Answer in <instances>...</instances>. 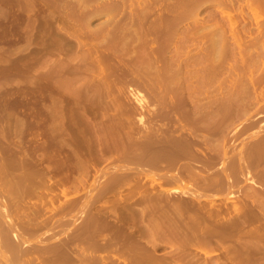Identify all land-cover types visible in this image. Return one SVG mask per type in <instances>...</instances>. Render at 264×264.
Here are the masks:
<instances>
[{"label": "rangeland", "instance_id": "374dc122", "mask_svg": "<svg viewBox=\"0 0 264 264\" xmlns=\"http://www.w3.org/2000/svg\"><path fill=\"white\" fill-rule=\"evenodd\" d=\"M163 1L164 0H0V264H139V262L144 264H146V262L147 264H159V262H161L160 264H264V82L258 89L259 92L257 91L256 93L255 91L253 93V88H250L252 86L249 85L252 82L249 78H254L256 80L264 76V63L258 62L260 64L259 66L262 68L259 67L261 70L258 68L256 73H253V71L255 72V65L254 67L252 66L253 69L249 67L251 65L249 61L252 62V60L247 59L249 64L248 67L250 68V72H248L250 76H247V74H245L247 72L246 61L242 59L245 61L244 63L241 61L237 62L240 56H237L239 57V59H237L235 54L237 55V53H239L237 52L239 48L237 47L236 49V45L232 43L234 40L232 41L231 39V41H229L232 43V46H235L233 50L234 52L236 50L237 53L233 52L232 46H229V42L227 47L231 50L228 52L229 50L227 51L228 48H226L227 52H225L227 55H234H231V58L229 57L230 55H224V61L226 62L223 61L224 63H222L224 64V69L221 67L219 68L220 71H218V65L213 68L222 75L218 76L219 73L216 72V70L215 72H208L207 69V74H213V76L211 75L209 78V75L207 76L206 71H204V67L207 65H203L205 61L206 63L210 62L204 57L208 52L207 49V52H205V48L207 47L205 41H207V38L206 36L205 38L201 37H203L204 33L215 28L214 25H212L213 19L211 20L212 22L210 21L212 24L208 21L212 18V15L217 16L220 14V8L216 9V5L213 3L211 4L212 1H207V4H203L206 3V1H203V5L201 4V7L199 5L200 11L197 16L198 18L196 16L192 18V15H189L188 9L191 8L190 6L193 0ZM183 6L186 10H184ZM112 9L115 12L112 11ZM110 10L113 13H111ZM209 11H213L214 14H209ZM215 11L216 13L219 11V13L216 14ZM170 12L171 14H169ZM174 12L176 13L174 14ZM236 15L237 17L234 19L236 24L234 23V26L239 29H234L240 31L246 22L243 23L244 19L242 21V12L240 13L239 11ZM172 17L175 19L173 22ZM218 17L219 15L217 19ZM129 18L131 21H129ZM141 19L142 22L145 21L142 23L140 22ZM179 20L182 22L184 21V23ZM117 21L118 24L114 25ZM150 21L153 24L149 26ZM136 23L138 25H136ZM172 23H174V26L171 25ZM255 23L253 24L254 26L257 25ZM170 25L172 27H170ZM205 25L208 28L211 25L213 27L211 26L212 29L207 28V30L205 29L203 31ZM144 26H147L146 31H144ZM152 26L157 28H153ZM124 27L126 30H124ZM257 27L258 26H255L254 30L258 31L259 29H257ZM162 29L165 30L163 31ZM166 29L169 30L167 31ZM198 29H202L204 33L202 31L199 33ZM142 30L146 32V36L149 38L145 37V33ZM148 30H150V34H148ZM151 31L153 33H151ZM228 31L229 34L227 33V35L230 36L232 32H230V30ZM174 32L176 34H174ZM177 33H179V35ZM187 33L193 34L194 36H189ZM195 33H197V35ZM82 34L84 37L88 36L91 41L89 42L88 38H84ZM159 34H162V36ZM218 35L220 34L218 33ZM89 36H91V38ZM106 36L111 37L107 38ZM197 36L201 39L197 38ZM217 36L216 38L214 37L215 40H219L220 37ZM169 37H172L170 38L172 40L174 39L173 42H171ZM193 37L195 39H193ZM134 38L137 39V41ZM130 39L135 41H131ZM103 40L105 41L101 44L100 42ZM200 40L203 42L201 43ZM209 40H211V38ZM161 41L164 42L165 45H163L164 43L161 45ZM196 41L199 43L197 44ZM167 42H169V44ZM157 43L161 45L159 46L160 49L156 48L158 46ZM188 43L189 45H187ZM89 44L90 46H88ZM103 44H108V47ZM220 44L221 43H218L219 46ZM142 45H145L144 48ZM186 45L188 47H186ZM109 46L114 48L110 49ZM199 47H201V49ZM127 48L130 53H127ZM153 48L155 51L151 50ZM96 49L100 50L98 51ZM63 50H65V53ZM87 50L89 52H87ZM136 50H138V52ZM162 50L164 54H161ZM152 51L155 54L152 53ZM149 52L151 55H149ZM113 53L115 56H112ZM131 53L133 56L130 55ZM136 53L137 56H135ZM99 54L100 56H98ZM102 54L105 55V57H103ZM141 54L146 57L149 55L148 57H151V60L152 58L154 59L152 60L154 63L156 61V65L150 64L149 61L148 63L151 66H147L148 64L145 63L150 59L145 57V59H147L145 60L143 56H140ZM93 55L94 58H92ZM154 55L157 56L154 58ZM177 57L178 59H175ZM91 58L92 61H96L91 62ZM54 59L55 62L53 61ZM226 59H229V61ZM102 60L105 61L102 62L103 64L101 63ZM230 60L232 62H230ZM194 62H198V67L196 66L194 70L198 68L199 71L194 74V76L197 75L198 77H195V80L198 79L195 85L197 86L199 84L198 88L202 91L200 93L202 102L198 103L199 105L203 103L201 105L202 108L205 104L208 106L211 104L210 106H212V100H214L212 97L220 94V87H223L222 89H225L224 91L229 93L232 89L234 90L235 86H239L237 90L242 92L238 91L237 98H239L240 93H246V95L245 93L242 94L240 99L236 98L239 102L231 105L232 107H230V109L232 108V111L230 109V111H227V114L231 115L232 113L233 116L220 114L223 119L216 116L215 121L218 119L216 121L218 123L222 122L219 120H223L222 124L214 123L213 118L210 116L206 118L204 115L205 113L203 114L204 110L199 114L197 112L200 110L197 111V107L192 108L197 102L191 100L192 98L189 96L188 92L190 90L192 91L195 87L189 88L187 86L188 80H184L183 77L188 75V72L185 71L187 68L185 67H187L188 64H194ZM141 63L143 66H141ZM173 63H175V65ZM52 65L55 66L53 67ZM86 65L90 69L85 67ZM152 65L154 66L152 67ZM180 65L181 68L183 67L185 69L181 70L182 73L179 75L181 79L179 78L180 80H177V84L176 82L174 83V81L172 82L170 75L173 76L172 73L177 71L175 70L176 68L181 69ZM114 66H116V68ZM156 66L159 67L156 68ZM199 66L201 67L199 68ZM231 66H235L233 69L237 68L235 72H228V70L232 69ZM100 67H103V69L101 70ZM154 67L157 69V73ZM168 67H172V70L175 71L173 72ZM256 67H258V65ZM121 68L124 69L122 70ZM144 68L147 69V71H145ZM192 68L193 66L191 69ZM208 68L212 69V67ZM138 70L141 72H138ZM222 71L226 72L223 74ZM242 72L244 76L241 75ZM97 73L99 75H97ZM166 73L169 74V76ZM76 75L77 78L75 77ZM237 75L243 78L241 77L239 79V77H237L236 82L235 78ZM231 76H235L234 80ZM224 77L227 78L221 81ZM228 77L229 79L231 78L232 81L231 79L228 80ZM132 78H134V80ZM159 78L162 79L160 80ZM208 78L211 83L206 81ZM247 78L251 80L250 83ZM52 79L53 83L51 81ZM124 81H126L127 85H125ZM234 82H236V84ZM247 82L249 84L244 85ZM80 83L83 85V89ZM100 83L102 84L99 85ZM169 83L171 86H169ZM204 83L207 84L205 85ZM161 84L162 86H160ZM200 85L202 88L199 87ZM247 85H249V87ZM86 86L88 89L84 88ZM145 86L147 88H144ZM78 87H80L79 91ZM178 88L181 90L177 91L180 94L175 92ZM248 88L251 89L252 92L251 90L249 91ZM67 89L69 90V94L71 93V97H69L70 95L68 93H65L68 92ZM76 90L80 93H76ZM173 90L178 96H176V94H170L174 93ZM247 90L248 92H246ZM166 92L169 93L166 95ZM133 93L136 94V97L138 93H140L143 102L140 98L136 99ZM206 93H208V100H205V102L203 98L206 96ZM100 96H105V98H101ZM209 96L211 100H209ZM91 97L94 98L91 99ZM110 97H113V100ZM116 97H118V99ZM226 97L230 98V95ZM77 99L79 100L77 101ZM111 100L113 102H111ZM208 101L212 102L208 104ZM241 101L242 104H240ZM243 101H246V104ZM255 102L261 103L256 104ZM82 103L85 105L83 106ZM116 103L118 106H122L118 107ZM177 104L180 105L177 106ZM234 105L236 108L239 106L241 107L236 109L233 107ZM208 106L206 107L205 105L206 108H208ZM111 109H114L113 112L115 115L111 113ZM242 109H246V112H241L243 114L240 113ZM194 110L197 111L195 117L192 116L194 115ZM236 110H239V112ZM107 111L110 114H107ZM117 111H119V113H117ZM257 111L259 113H257ZM186 112L188 113L186 114ZM162 113L164 115L166 114V116L163 115V117H161L162 115L160 114ZM206 115L208 114L206 113ZM222 115L226 116V118L222 117ZM199 116L200 118L203 117L204 120L206 118V121L200 119ZM89 118L90 120H88ZM198 118L200 121H197ZM252 118L254 120L251 121ZM114 119L118 120L115 121ZM169 120H172V123ZM201 120L212 126L214 124L213 127L209 125L212 130L208 128L204 122L202 123ZM108 121H111V125ZM96 122L99 123L96 124ZM194 122H196L197 125ZM224 122H227V124ZM201 123L202 126L206 128L203 129ZM198 124L201 127H199ZM220 126L224 127L225 130L222 128L220 129ZM144 130L146 132H144ZM110 132L111 134H109ZM171 132L172 134H170ZM197 132L199 133L197 134ZM223 133L224 135H221ZM237 133L240 134L236 135ZM139 137H141V139ZM142 138L144 140H142ZM145 138H147L148 142ZM198 138H201V140ZM109 139L110 141H108ZM168 139L169 141H167ZM103 140L105 141L104 143ZM137 140L138 142L140 140L139 144H137ZM190 140L193 144L190 143ZM196 141L197 144H195ZM98 145L101 146H99V149ZM102 149L105 150L103 151ZM161 150L162 152H160ZM106 151L109 152L107 153ZM188 152H190V154H188ZM59 154L61 156H59ZM77 154H80V156ZM148 155L149 158L147 157ZM158 156L161 158H157ZM119 158L120 160H118ZM132 158H135L134 161ZM152 160L154 162L159 161L157 162V166L160 168H158ZM135 162L137 164H135ZM190 162L192 164H190ZM160 163H163V165ZM75 165L76 167H74ZM151 165H155V168ZM160 165L164 168L162 169ZM166 167H170L169 170L171 169L172 171H170L172 173L167 171L168 169ZM157 168L158 170H156ZM159 170L162 171L159 173ZM63 172L66 175H63ZM169 180L171 181L169 182ZM149 193L152 194L150 195ZM161 195L164 198H160ZM173 202H175V205H172ZM152 203L158 204L156 206L155 204L152 205ZM146 207L147 209L144 210ZM155 207L158 209H155ZM152 211L155 212V214ZM214 211L219 213L216 214ZM150 215L152 216L150 217ZM155 215L159 217H155ZM213 218H215L216 223ZM160 219H162V222ZM153 223H155V225ZM220 224H222V226ZM204 225L207 228H205ZM6 227H8V230ZM209 227L212 228L210 229ZM10 230L11 234L9 233ZM3 232L4 234H2ZM8 234L11 236L10 239L8 238ZM3 235H6V239ZM160 235L163 236L160 237ZM111 240L114 241L111 242ZM7 242L9 243L6 244ZM88 242L94 243L93 248L95 247V250ZM130 242H132L133 245ZM129 243L130 246H134L132 248L134 251L131 250ZM4 244H6V246ZM9 244H12L10 246H13L15 251L11 248H7ZM88 244L89 246L91 245L90 248ZM103 244L106 247H104ZM83 246L89 250L87 251ZM107 246L110 251L107 249ZM109 246L115 249L109 248ZM137 246H139V248ZM96 248H98V251H96ZM104 248L107 250L102 251ZM120 249L121 252L119 251ZM140 250L145 251L142 252ZM167 256L170 258L168 259ZM129 257L132 258L130 259Z\"/></svg>", "mask_w": 264, "mask_h": 264}, {"label": "bare ground", "instance_id": "6f19581e", "mask_svg": "<svg viewBox=\"0 0 264 264\" xmlns=\"http://www.w3.org/2000/svg\"><path fill=\"white\" fill-rule=\"evenodd\" d=\"M164 1H165V0H164ZM164 1H163V2H164ZM167 1H168V0H167ZM186 1H187V0H186ZM203 1H204V2L206 1V3H203V4H207V1H212L211 4H212V3L215 4V5H216V9H219V8H220V14H218L219 11H217L218 13H216V11H215V13L219 15L218 19H217V16H218V15H217V16L212 15V18L208 21V22H210V21L213 19V20H212L213 22L211 21L213 24L210 22V23H211L212 25H214V27H215V28H213V30L204 33L203 31H204L205 29L207 30V28H208V27H206V25H205L206 28L203 27V31H202V29H198L199 33H201L200 31H202V32L204 33L203 37H201V35H200V37H201V38H205V36H206V38H207V41H205V42L207 43V47L205 46V47H206L205 50L207 49L208 52H207V50H206V51H205V52H207L206 55L203 54V53H205V52H203L202 54H203L204 57L207 58V60L210 61V62H209V63H206V61H205L206 64L203 63V65H207V66H206L207 68L204 67V71H206V70L208 69V70H207L208 72H209V71H210V72H211V71H214V72H215L216 69L214 70L213 68L216 67V65H218V67H217L218 71H220L219 68H221V67H223L222 69H224V64H222V63L225 62V61H224V60H225V59H224V58H225L224 55H225V56L230 55V54L227 55L226 52H227L228 50H229L228 52H230V50H231V49H230L229 47H227V46H228L229 42H230L231 39H232V41L234 40L232 43H234V45H236V49H237V47L239 48V49H237V50H239V51H237V52H239V53H237L236 50H235V52L237 53V55L235 54V56H236V57H237V56H240V59H239V57H237V59H239V61H237V62H240V61H241L242 63H244V62L246 61V64H247V72H246L245 74H247V76H250V75H249L250 73L248 74V72H250V68H249V67H251V68L253 69L254 65H255V67H254V68H255V72L253 71V73H256V71L258 70V68L261 67V66H259V65H260L259 63H262V62L264 63V0H193V3H192V1H191V3H192V5L190 6L191 8L188 9V10H189V15L191 14V15H192V16H191L192 18H194V16H196V17L198 16L199 11H200L199 9H200V7L203 5V4H202ZM179 2H180V1H179ZM168 3H169V2H168ZM189 3H190V2H189ZM189 3H188V4H189ZM184 4H185V3H184ZM201 4H202V5H201ZM120 5H121V4H120ZM169 5H171V4H169ZM199 5H200V7H199ZM215 5H214V7H215ZM115 6H116V5H115ZM162 6H164V5H162ZM174 6H175V5H174ZM164 7H165V6H164ZM170 8H171V7H170ZM173 8H175V7H173ZM177 8H178V6H177ZM177 8H176V9H177ZM183 8H184V6H183ZM117 9H121V8H117ZM162 9H163V8H162ZM166 10H167V9H166ZM166 10H165V11H166ZM184 10H186V9L184 8ZM112 11H114V10L112 9ZM154 11H155V9H154ZM182 11H183V10H182ZM239 11H240V13L242 12V16H241V17H242V21H243V19H244L243 23H244V22H246V23H245V25L242 24V25H243V28H241L242 30L237 31V30H235V29H239V28H237V27L234 26V23L236 22V21H234V19H235V17H237L236 14H237V12H239ZM110 12H111V10H110ZM114 12H115V11H114ZM118 12H119V11H118ZM157 12H158V11H157ZM166 12H167V11H166ZM180 12H181V11H180ZM209 12H210V11H209ZM235 12H236V14H235ZM111 13H113V12H111ZM175 13H176V12H174V14H175ZM233 13H234V14H233ZM116 14H117V12H116ZM161 14H162V13H161ZM169 14H171V12H170ZM169 14H168V15H169ZM187 14H188V12H187ZM209 14H214V12L212 11V12H210ZM216 14H215V15H216ZM109 15H110V14H109ZM114 15H115V14H114ZM166 15H167V14H166ZM185 15H186V12H185ZM112 16H113V15H112ZM139 16H141V15H139ZM182 16H184V15H182ZM187 16H188V15H187ZM108 17H109V16H108ZM178 17H179V16H178ZM113 18H114V17H113ZM140 18H141V17H140ZM172 18H173V17H172ZM174 18H175V15H174ZM174 18H173L172 22L175 20ZM176 18H177V17H176ZM197 18H198V17H197ZM197 18H196V21H197ZM262 18H263V19H262ZM110 19H111V18H110ZM122 19H123V18H122ZM142 19H143V18H142ZM142 19H141V21H140V20H138V21L142 22ZM149 19H150V18H149ZM180 19H181V18H180ZM183 19H185V18H183ZM186 19H187V18H186ZM208 19H209V18H208ZM75 20H76V19H75ZM176 20H177V19H176ZM239 20H240V19H239ZM260 20H261V21H260ZM113 21H114V20H113ZM127 21H128V20H127ZM129 21H131L130 18H129ZM138 21H137V23H138ZM144 21H145V20H144ZM144 21H143V22H144ZM153 21H154V20H153ZM160 21H161V20H160ZM163 21H164V19H163ZM167 21H169V20H167ZM179 21H180V20H179ZM240 21H241V20H240ZM256 21H257V22H256ZM73 22H74V21H73ZM79 22H80V21H79ZM121 22H123V21H121ZM143 22H142V23H143ZM146 22H147V20H146ZM180 22H182V21H180ZM180 22H178V23H180ZM194 22H195V21H194ZM194 22H193V25H194ZM255 22H256V23H255ZM76 23H77V22H76ZM82 23H83V22H82ZM87 23H88V22H87ZM137 23H136V25H138ZM142 23H141V24H142ZM170 23H171V22H170ZM182 23H184V21H183ZM182 23H181V24H182ZM210 23H209V24H210ZM254 23L257 24V25H255V26H258V27H257V29H259L258 31H257V30H254V28H255V26L253 25ZM68 24H69V23H68ZM112 24H113V23H112ZM112 24H111V25H112ZM116 24H118V21H117L114 25H116ZM134 24H135V22H134ZM151 24H153V23H151V21H150L149 26H150ZM157 24H158V23H157ZM162 24H163V23H162ZM173 24H174V23H172L171 25L174 26ZM191 24H192V23H191ZM197 24H198V22H197ZM200 24H201V23H200ZM206 24H207V23H206ZM226 24H227V25H226ZM228 24H229L231 27H230ZM235 24H236V23H235ZM70 25H71V24H70ZM70 25H69V26H70ZM79 25H80V23H79ZM105 25H108V24H105ZM122 25H123V24H122ZM131 25H132V24H131ZM131 25H129V26H131ZM142 25H143V24H142ZM171 25H170V27H172ZM175 25H176V24H175ZM178 25H179V24H178ZM212 25H211V26H212ZM117 26H118V25H117ZM120 26H121V25H120ZM124 26H126V25H124ZM129 26H128V27H129ZM189 26H190V25H189ZM197 26H198V25H197ZM200 26H201V25H200ZM202 26H203V25H202ZM211 26L209 27L210 29H212ZM226 26H227V28H226ZM228 26H229V27H228ZM236 26H237V25H236ZM84 27H85V25H84ZM86 27H87V26H86ZM105 27H106V26H105ZM109 27H110V26H109ZM113 27H114V26H113ZM141 27H142V26H141ZM141 27H140V28H141ZM144 27H145V30H144V31H146V27H147V26H144ZM152 27H153V26H152ZM154 27H155V26H154ZM154 27H153V28H154ZM158 27H159V26H158ZM162 27H163V26H162ZM162 27H160V28H162ZM186 27H187V26H186ZM212 27H213V26H212ZM71 28H72V27H71ZM122 28H123V27H122ZM133 28H135V27H133ZM138 28H139V26H138ZM148 28H149V27H148ZM155 28H157V27H155ZM175 28H178V27H175ZM187 28H188V27H187ZM209 28H208V29H209ZM229 28H230V29H229ZM234 28H235V29H234ZM73 29H74V28H73ZM75 29H76V28H75ZM108 29H109V28H108ZM114 29H115V28H114ZM120 29H121V28H120ZM150 29L152 30L151 27H150ZM183 29H185V28H183ZM191 29H192V28H191ZM196 29H197V27H196ZM78 30H79V28H78ZM111 30H113V29H111ZM118 30H119V28H118ZM124 30H126L125 27H124ZM155 30H156V29H155ZM162 30H163V29H162ZM164 30H165V29H164ZM164 30H163V31H164ZM166 30H167V29H166ZM168 30H169V29H168ZM168 30H167V31H168ZM176 30H177V29H176ZM228 30H230V32H232V34L230 33V34H231L230 36L227 35V33L229 34V31H228ZM71 31H72V30H71ZM142 31H143V30H142ZM144 31H143V32H144ZM149 31H150V30H148V34H150ZM160 31H161V30H160ZM163 31H162V32H163ZM191 31H194V30H191ZM198 31H197V32H198ZM226 31H227V32H226ZM74 32H75V31H74ZM80 32H81V30H80ZM108 32H109V31H108ZM113 32H114V31H113ZM116 32H117V31H116ZM118 32H119V31H118ZM124 32H125V31H124ZM137 32H138V30H137ZM154 32H156V31H154ZM175 32H177V31H175ZM175 32H174V34H176ZM82 33H83V32H82ZM144 33H145V34H144L145 37L147 38L148 36H146V35H147L146 32H144ZM151 33H153V32L151 31ZM171 33H172V32H171ZM218 33H219L220 35H218ZM101 34H102V33H101ZM112 34H113V33H112ZM117 34H118V33H117ZM132 34H133V33H132ZM164 34H165V32H164ZM166 34H168V33H166ZM177 34L179 35V33H177ZM181 34H182V33H181ZM187 34H189V36H191V35L194 36L193 34H190V33H187ZM195 34L197 35V33H195ZM207 34H208V35H207ZM216 34H217L218 36H217ZM76 35H77V34H76ZM154 35H155V33H154ZM159 35L162 36V34H159ZM184 35H185V34H184ZM196 35H195V37H196ZM215 35H216L217 37H220L219 40H217V39L215 40V39H214V37L216 38ZM82 36H83V34H82ZM96 36H97V35H96ZM100 36H101V35H100ZM100 36H99V37H100ZM141 36H142V34H141ZM156 36H157V35H156ZM170 36H172V35H170ZM173 36H175V35H173ZM208 36H209V37H208ZM75 37H77V36H75ZM83 37H84V36H83ZM85 37L88 38V36H85ZM85 37H84V38H85ZM89 37L91 38V36H89ZM99 37H98V38H99ZM101 37H102V36H101ZM106 37H107V36H106ZM110 37H111V36H110ZM110 37L108 36L107 38H110ZM126 37H127V35H126ZM167 37H168V36H167ZM167 37H166V38H167ZM176 37H177V36H176ZM185 37H186V35H185ZM80 38H81V37H80ZM129 38H130V36H129ZM143 38H144V37H143ZM143 38H142V39H143ZM148 38H149V37H148ZM154 38H155V36H154ZM156 38H157V37H156ZM170 38H172V37H169V39H170ZM188 38H189V37H188ZM190 38H191V37H190ZM197 38H199V37L197 36ZM201 38H199V39H201ZM210 38H211V40H209ZM78 39H79V38H78ZM103 39H104V38H103ZM134 39H135V38H134ZM140 39H141V38H140ZM167 39H168V38H167ZM181 39H182V38H181ZM193 39H195V38L193 37ZM199 39H198V40H199ZM80 40H81V39H80ZM88 40H89V38H88ZM99 40H101V39H99ZM130 40H131V39H130ZM135 40L137 41V39H135ZM135 40L132 39L131 41H135ZM143 40H144V39H143ZM143 40H141V41H143ZM145 40H147V39H145ZM154 40H155V39H154ZM158 40H159V39H158ZM160 40H161V39H160ZM170 40H171V42H173L174 39H173V40L170 39ZM170 40H169V41H170ZM188 40H189V39H188ZM198 40H197V41H198ZM203 40H206V39H203ZM208 40H209L210 42H209ZM229 40H230V41H229ZM90 41H91V40H89V42H90ZM104 41H105V40H103V41L100 42V43L102 44ZM162 41H163V40H162ZM162 41L160 42L161 45H162V43H164V42H162ZM164 41H165V40H164ZM197 41H196V43H197ZM200 41H201V43L203 42L202 40H200ZM89 42H88V43H89ZM109 42H110V41H109ZM111 42H112V41H111ZM128 42H130V41H128ZM146 42H148V41H146ZM146 42H143V43H146ZM151 42H152V41H151ZM156 42H157V40H156ZM184 42H185V41H184ZM84 43H85V42H84ZM107 43H108V42H107ZM116 43H117V41H116ZM132 43H134V42H132ZM136 43H137V42H136ZM154 43H155V42H154ZM167 43L169 44V42H167ZM192 43H193V42H192ZM198 43H199V42H198ZM198 43H197V44H198ZM218 43H221L220 46L218 45ZM232 43L230 42V45H229L230 47L232 46V45H231ZM114 44H115V41H114ZM146 44H147V43H146ZM157 44H158V43H157ZM171 44H173V43H171ZM185 44H186V43H185ZM91 45H92V44H91ZM103 45H105V44H103ZM107 45H108V44H107ZM107 45H105V46H107ZM111 45H112V44H111ZM128 45L130 46L129 43H128ZM131 45H132V44H131ZM140 45H141V44H140ZM140 45H139V46H140ZM161 45L158 44V46H157L156 48L158 49L159 46H161ZM163 45H165V43H164ZM187 45H189V43H188ZM187 45H186V47H188ZM204 45H205V44H204ZM204 45H203V46H204ZM234 45L231 47L232 50H233L234 47H235ZM76 46H78V45H76ZM88 46H90V44H89ZM118 46H119V44H118ZM134 46H135V45H134ZM142 46H143V45H142ZM144 46H145V45H144ZM144 46H143V48H144ZM177 46H178V45H177ZM99 47H100V46H99ZM107 47H108V46H107ZM109 47H110V46H109ZM137 47H138V45H137ZM178 47H179V46H178ZM193 47H194V46H193ZM195 47H196V44H195ZM80 48H81V47H80ZM101 48H102V47H101ZM112 48H114V47H112ZM112 48L110 47V49H112ZM115 48H116V47H115ZM117 48H118V47H117ZM154 48H155V47H154ZM154 48L151 49V50H154V51H155L156 48H155V49H154ZM199 48L201 49V47H199ZM226 48H228L227 51H226ZM90 49H92V48H90ZM94 49H95V48H94ZM135 49H136V48H135ZM135 49H134V50H135ZM159 49H160V48H159ZM172 49H173V48H172ZM196 49H197V47H196ZM79 50H80V49H79ZM96 50H98V49H96ZM99 50H100V49H99ZM99 50H98V51H99ZM105 50H106V49H105ZM114 50H118V49H114ZM126 50H128V48H127ZM139 50H140V49H139ZM143 50H144V49H143ZM164 50H165V49H164ZM168 50H169V48H168ZM174 50H175V49H174ZM177 50H179V49H177ZM187 50H188V49H187ZM193 50H194V49H193ZM64 51H65V50H63V52H64ZM75 51H76V50H75ZM90 51H91V50H90ZM93 51H94V50H93ZM136 51L138 52V50H136ZM141 51H142V49H141ZM147 51H149V50H147ZM147 51H146V52H147ZM159 51H160V50H159ZM179 51H180V50H179ZM194 51H196V50H194ZM197 51H198V50H197ZM225 51H226V52H225ZM63 52H62V53H63ZM87 52H89V51L87 50ZM107 52H108V49H107ZM111 52H112V51H111ZM128 52H129V50L127 51V53H128ZM131 52H132V51H131ZM165 52H166V50H165ZM172 52H173V51H172ZM191 52H192V51H191ZM191 52H190V53H191ZM200 52H201V50H200ZM233 52H234V50H233ZM235 52H234V53H235ZM64 53H65V52H64ZM72 53H73V52H72ZM81 53H82V51H81ZM95 53H96V52H95ZM105 53H106V51H105ZM115 53H116V52H115ZM129 53H130V52H129ZM133 53H134V52H133ZM140 53H141V52H140ZM140 53H139V54H140ZM152 53H154V52L152 51ZM157 53H158V51H157ZM162 53H163V50L161 51V54H162ZM174 53H175V51H174ZM176 53H177V52H176ZM180 53H181V52H180ZM188 53H189V52H188ZM193 53H194V52H193ZM195 53H196V52H195ZM231 53H232V52H231ZM89 54H90V53H89ZM100 54H101V52H100ZM100 54H99L98 56H100ZM103 54H104V53H103ZM103 54H102V55H103ZM109 54H110V52H109ZM120 54H121V53H120ZM124 54H125V53H124ZM139 54H138V55H139ZM154 54H155V53H154ZM161 54H160V55H161ZM163 54H164V53H163ZM178 54H179V53H178ZM186 54H187V51H186ZM196 54H197V53H196ZM60 55H61V54H60ZM65 55H66V54H65ZM71 55H72V54H71ZM71 55H69V56H71ZM82 55H83V53H82ZM96 55H97V54H96ZM113 55H114V53L112 54V56H113ZM122 55H123V54H122ZM128 55H129V54H128ZM130 55H132V53H131ZM134 55H135V54H134ZM147 55H148V54H147ZM149 55H151L150 52H149ZM149 55H148V56H149ZM152 55H153V54H152ZM157 55H158V54H157ZM157 55H156V56H157ZM160 55H159V57H160ZM175 55H176V54H175ZM231 55H234V54H231ZM231 55L229 56L230 58H231ZM62 56H63V55H62ZM62 56H61V57H62ZM78 56H79V55H78ZM85 56H86V55H85ZM89 56H90V55H89ZM114 56H115V55H114ZM120 56H121V55H120ZM132 56H133V55H132ZM135 56H137V53H136ZM135 56H134V57H135ZM140 56L142 57L143 55L141 54ZM148 56H147V57H148ZM156 56L154 55L153 57L155 58ZM166 56H167V55H166ZM166 56H165V57H166ZM61 57H60V58H61ZM101 57H102V56H101ZM103 57H105V55H103ZM143 57H144V59H145L146 56L144 55ZM147 57H146V58H147ZM161 57H162V56H161ZM175 57H176V56H175ZM202 57H203V56H202ZM204 57H203V58H204ZM229 57H228V58H229ZM233 57H234V56H233ZM241 57H242V58H241ZM247 57H248V58H247ZM249 57H250V59H249ZM69 58H70V57H69ZM92 58H94V55L92 56ZM92 58H91V62L96 61V60H93V61H92ZM99 58H100V57H99ZM120 58H121V57H120ZM137 58H139V57H137ZM150 58H151V57H150ZM150 58L148 57L147 59H150ZM167 58H168V57H167ZM172 58H173V57H172ZM245 58H246V59H245ZM86 59H87V58H86ZM100 59H101V58H100ZM100 59H99V60H100ZM121 59H122V58H121ZM130 59H132V58H130ZM130 59H129V60H130ZM134 59H135V58H134ZM134 59H133V60H134ZM141 59H142V58H141ZM147 59H145V60H147ZM175 59H178V57L175 58ZM200 59H201V57H200ZM242 59H244L245 61L242 60ZM247 59H248V60H252V62L249 61V63L251 64L250 66H249V64H248V62H247V61H248ZM50 60H51V59H50ZM70 60H71V59H70ZM73 60H74V58H73ZM83 60H84V59H83ZM125 60H126V59H125ZM152 60H154V59L152 58ZM152 60H151V59H150V60H147L145 64H148L147 66H149L150 64H155L156 61H155V63H154ZM155 60H157V59H155ZM158 60H159V59H158ZM160 60H161V59H160ZM170 60H171V59H170ZM173 60H174V59H173ZM182 60H183V59H182ZM185 60H186V59H185ZM190 60H192V59H190ZM226 60L229 61V59H226ZM53 61L55 62V59H54ZM57 61H58V60H57ZM57 61H56V62H57ZM59 61H60V60H59ZM62 61H63V60H62ZM84 61H85V60H84ZM107 61H108V60H107ZM109 61H110V60H109ZM123 61H124V60H123ZM123 61H122V62H123ZM137 61H138V60H137ZM149 61H150V64L148 63ZM176 61H177V60H176ZM178 61H179V60H178ZM192 61H193V60H192ZM223 61H224V62H223ZM232 61H233V58H232ZM232 61L230 60V62H232ZM99 62H100V61H99ZM99 62H98V63H99ZM102 62H105V61L102 60L101 63H102ZM152 62H153V63H152ZM185 62H186V61H185ZM189 62H191V61H189ZM220 62H221V63H220ZM230 62H228V63H230ZM258 62H259V63H258ZM52 63H53V62H52ZM85 63H86V62H85ZM89 63H90V60H89ZM111 63H112V62H111ZM133 63H134V62H133ZM187 63H188V62H187ZM197 63H198V62H194V64H192V65H191V64H190V65L188 64V66L185 67V68H187L185 71L188 72V75H186L185 77H183L184 80H188V84H187V86H188L189 88H190V87H193V88L195 87L194 89L191 88L192 91H191L190 89H188V90H190L188 93H189V96L192 98V99H191V98H190V99H191L193 102H194V101L197 102V103L195 104L196 106L194 105L192 108H196V107H197V111H199V110H200V111L197 112L196 110H194L195 112H194V115H192V116L195 117L196 112L199 113V114H201L202 111L204 110L205 112L203 111V114L205 113V114H204L205 117L207 118V116H210L211 118H213L214 123H215V122L218 120V119H217V120L215 121L216 116H219L220 118H221L220 114H224V115L226 114L227 116H229L230 114H227V111H230V110L232 109V108L230 109V107H232L231 105H233V104H237V102H239L238 100H236L237 95H238V91H240V90H237V89L239 88V86H235V87H234V90L232 89L231 91H229V93H228V92H225V91H224L225 89H222L223 87H220V88H219V89H220V94L217 95L218 98H217V96L215 95L214 97H212V99H214V100H212L213 102H212V101H208V104H210V103L212 102V106H210V105H211V104H210V105H209L210 107H209L207 104H205L206 107L208 106L209 109L206 108L205 105L203 106V108L208 109V110L203 109L202 106H201L203 103H201L200 105L198 104V103L202 102V100H201L202 98L200 97V96H201L200 93H201L202 91H200L199 88H198V85H199V84H198L197 86L195 85V83L198 81V79H197V80H195V79L198 78V77H197V75L194 76V74L198 73V71H199L198 68H197L196 70H194L195 67L197 66ZM201 63H202V62H201ZM201 63H199V64H201ZM215 63H218V64H215ZM225 63H226V62H225ZM233 63H235V62H233ZM263 63H262V64H263ZM53 64H54V63H53ZM75 64H77V63H75ZM94 64H95V62H94ZM102 64H103V63H102ZM109 64H110V63H109ZM125 64H126V63H125ZM173 64L175 65V63H173ZM195 64H196V65H195ZM199 64H198V65H199ZM219 64H220V65H219ZM89 65H90V64H89ZM91 65H92V64H91ZM97 65H98V64H97ZM105 65H106V64H105ZM136 65H137V64H136ZM155 65H156V64H155ZM171 65H172V63H171ZM184 65H185V64H184ZM209 65H210V66H209ZM212 65H213V66H212ZM235 65H236V64H235ZM257 65H258V67H256ZM50 66H51V65H50ZM52 66L54 67L55 65H52ZM92 66H93V65H92ZM102 66H103V65H102ZM132 66H133V65H132ZM141 66H143L142 63H141ZM150 66H151V65H150ZM153 66H154V65H152V67H153ZM178 66H179V65H178ZM192 66H193V68L191 69ZM228 66H230V65H228ZM228 66H227V67H228ZM243 66H244V65H243ZM248 66H249V67H248ZM252 66H253V67H252ZM58 67H59V66H58ZM85 67H88V66L86 65ZM90 67H91V66H90ZM112 67H113V66H112ZM112 67H111V68H112ZM114 67L116 68V66H114ZM135 67H136V66H135ZM137 67H138V66H137ZM157 67H159V66H156V68H157ZM197 67H198V66H197ZM200 67H201V66H199V68H200ZM202 67H203V66H202ZM208 67H212V69H209ZM231 67H232V66H231ZM231 67H230V68H231ZM233 67H235V66H233ZM233 67H232V69H233ZM237 67H239V66H237ZM263 67H264V66H263ZM59 68H60V67H59ZM61 68H62V67H61ZM91 68H92V67H91ZM100 68H101V67H100ZM104 68H105V66H104ZM154 68H155V67H154ZM156 68H155V69H156ZM168 68L172 70V67H171V68L168 67ZM180 68H181V65H180ZM185 68H183V67H182L181 69H179V68L177 69V68H176L175 70H177V71L174 70L175 73H172L173 76L170 75V76H171L170 79H172V82L174 81V83H175V82L177 83V80H180V79H181V76L179 77V75H181V73H182L181 70H182V69H185ZM230 68H229V69H230ZM240 68H241V66H240ZM243 68H245V67H243ZM248 68H249V69H248ZM261 68H262V67H261ZM261 68H259V70H261ZM54 69H55V68H54ZM63 69H64V68H63ZM88 69H90V68L88 67ZM102 69H103V67L101 68V70H102ZM108 69L111 70L110 68H108ZM121 69L123 70L124 68H121ZM135 69H136V68H135ZM139 69H140V66H139ZM141 69H142V67H141ZM155 69H154V70H155ZM166 69H167V68H166ZM232 69L228 70V72H232V71L235 72V70H236L237 68H236V69H233V70H232ZM55 70H56V69H55ZM106 70H107V69H106ZM109 70H107V71H109ZM118 70H119V69H118ZM122 70H121V71H122ZM144 70L147 71V69H145V68H144ZM144 70H143V71H144ZM148 70H149V69H148ZM154 70H153V71H154ZM188 70H189V71H188ZM201 70H202V69H201ZM201 70H200V71H201ZM248 70H249V71H248ZM62 71H63V70H62ZM97 71H98V69H97ZM112 71H113V70H112ZM112 71H111V73H112ZM114 71H115V70H114ZM116 71H117V70H116ZM127 71H128V70H127ZM143 71H142V72H143ZM159 71H160V70H159ZM172 71H173V70H172ZM174 71H173V72H174ZM202 71H203V70H202ZM207 71H206V74H207ZM218 71L216 70V72H218ZM242 71H243V69H242ZM245 71H246V70H245ZM50 72L52 73L51 70H50ZM89 72H90V71H89ZM93 72H94V70H93ZM138 72H141V71L138 70ZM165 72H166V71H165ZM224 72H226V71H224ZM224 72L222 71L223 74H224ZM262 72H263V69H262ZM4 73H5V72H4ZM51 73H50V74H51ZM70 73H71V72H70ZM72 73H73V72H72ZM111 73H110V74H111ZM132 73H133V71H132ZM156 73H157V69H156ZM159 73H160V72H159ZM162 73H163V72H162ZM167 73H168V72H167ZM167 73H166V74H167ZM204 73H205V72H204ZM218 73H219V72H218ZM239 73H240V71H239ZM57 74H60V73H57ZM62 74H63V72H62ZM91 74H92V73H91ZM93 74H94V73H93ZM112 74H113V73H112ZM114 74H116V73H114ZM125 74H126V73H125ZM133 74H134V73H133ZM139 74H140V73H139ZM163 74H164V73H163ZM235 74H236V73H235ZM260 74H261V73H260ZM63 75H64V74H63ZM97 75H99V74L97 73ZM102 75H103V74H102ZM108 75H109V74H108ZM108 75H107V76H108ZM142 75H143V74H142ZM142 75H141V76H142ZM161 75H162V74H161ZM161 75H160V76H161ZM167 75L169 76V74H167ZM208 75H209V78H210L211 75L213 76V74H211V73H208L207 76H208ZM215 75H218V74H215ZM220 75H222V74L219 73L218 76H220ZM226 75H227V74H226ZM241 75H243V72L241 73ZM104 76H105V75H104ZM104 76H103V78H104ZM116 76H117V75H116ZM121 76H122V75H121ZM157 76L159 77L158 74H157ZM199 76H200V73H199ZM204 76H205V74H204ZM223 76H224V75H223ZM228 76H229V75H228ZM243 76H244V75H243ZM65 77H66V76H65ZM75 77L77 78V75H76ZM97 77H98V76H97ZM131 77H133V76H131ZM158 77H157V79H158ZM195 77H196V78H195ZM231 77H232V76H231ZM234 77H235V76H234ZM234 77H232L233 80H234ZM237 77H239V75H237L236 78H235V79H236V82H237ZM241 77H242V76H241ZM241 77H239V79H240ZM252 77H253V76H252ZM76 78H75V79H76ZM106 78H110V77H106ZM120 78H121V77H120ZM126 78H127V77H126ZM153 78H155V77H153ZM179 78H180V79H179ZM209 78H208V80L206 79V81H209V82H210ZM226 78H227V77H226ZM226 78H225V77L222 78L223 80H221V81H224ZM242 78H243V77H242ZM245 78H246V75H245ZM248 78H249V77H248ZM248 78H247V80H248ZM256 78H257V77H256ZM49 79H50V78H49ZM128 79H129V78H128ZM132 79L134 80V78H132ZM159 79H160V78H159ZM161 79H162V78H161ZM161 79H160V80H161ZM170 79H169V80H170ZM203 79H204V77H203ZM211 79H212V77H211ZM230 79H231V78H230ZM230 79H229V77H228V80H230ZM249 79L252 80L251 84H249L251 80H248L249 83L247 82V83H245V84L243 83V84H244V85H246V84L251 85L252 87H250V88H253V93H254V91H255V93H256V92L258 91V89L260 88V86H262V84H263V82H264V76L261 77V78L259 77V78L256 79V80H255L254 78H249ZM253 79H254V81H253ZM62 80H63V79H62ZM69 80H70V79H69ZM160 80H159V81H160ZM199 80H200V79H199ZM201 80H202V78H201ZM201 80H200V81H201ZM51 81H52V83H53V79H52ZM51 81H50V83H51ZM56 81H57V80H56ZM71 81H72V80H71ZM126 81H127V80H126ZM126 81H124V82H125V85H127V84H126ZM206 81H204V82H206ZM221 81H220V82H221ZM231 81H232V79H231ZM231 81H230V82H231ZM241 81H243V80H241ZM241 81H240V82H241ZM62 82H63V81H62ZM67 82H68V81H67ZM127 82H128V81H127ZM139 82H141V81H139ZM143 82H145V81H143ZM162 82H163V81H162ZM172 82H171V83H172ZM185 82H187V81H185ZM220 82H219V83H220ZM236 82H234V83L236 84ZM240 82H239V84H240V86H241V83H240ZM243 82H244V81H243ZM58 83H59V82H58ZM102 83H103V82H102ZM102 83H100L99 85H101ZM111 83H112V82H111ZM128 83H129V82H128ZM180 83H181V82H180ZM202 83H203V82H202ZM210 83H211V82H210ZM212 83H213V82H212ZM221 83H222V82H221ZM225 83H226V82H225ZM227 83H228V81H227ZM227 83H226V84H227ZM85 84H86V83H85ZM85 84H84V86H85ZM104 84H105V82H104ZM123 84H124V83H123ZM164 84H165V83H164ZM164 84H163V85H164ZM169 84H170V83H169ZM177 84H178V83H177ZM196 84H197V83H196ZM204 84L206 85L207 83H204ZM223 84H224V82H223ZM231 84H232V83H231ZM80 85H81V87L83 86L81 83H80ZM80 85H79V86H80ZM86 85H87V84H86ZM88 85H90V84H88ZM94 85H95V84H94ZM96 85H97V84H96ZM130 85H131V84H130ZM136 85H137V84H136ZM143 85H144V84H143ZM148 85H149V84H148ZM165 85H166V84H165ZM182 85H183V84H182ZM202 85H203V84H202ZM205 85H204V86H205ZM210 85H211V84H210ZM214 85H215V84H214ZM221 85H222V84H221ZM221 85H219V86H221ZM249 85H247V86L249 87ZM58 86H59V85H58ZM92 86H93V85H92ZM103 86H104V85H103ZM160 86H162V84H161ZM169 86H171V84H170ZM169 86H168V87H169ZM224 86H225V85H224ZM73 87H74V86H73ZM101 87H102V86H101ZM155 87H156V86H155ZM155 87H154V89H155ZM173 87H174V84H173ZM173 87H172V88H173ZM180 87H181V85H180ZM199 87H201V85H200ZM59 88H60V87H59ZM79 88H80V87H78V91H79ZM84 88L88 89L87 86L84 87ZM111 88H112V87H111ZM139 88H140V87H139ZM144 88H147V87L145 86ZM148 88H149V87H148ZM161 88H162V87H161ZM175 88H176V87H175ZM201 88H202V87H201ZM207 88H210V87H207ZM207 88H204V89H207ZM212 88H213V87H212ZM242 88H243V86H242ZM52 89H53V88H52ZM82 89H83V87H82ZM82 89H81V90H82ZM97 89H98V88H97ZM150 89H151V88H150ZM157 89H158V88H157ZM176 89H177V88H176ZM176 89H175V90H176ZM217 89H218V86H217ZM217 89H215V90H217ZM219 89H218V91H219ZM246 89H247V87H246ZM248 89H249V88H248ZM63 90H64V89H63ZM67 90H68V89H67ZM125 90H126V88H125ZM142 90H143V89H142ZM182 90H183V89H182ZM201 90H203V89H201ZM212 90H213V89H212ZM228 90H229V89H228ZM250 90H251V89H249V91H250ZM71 91H72V90H71ZM76 91H77V90H76ZM78 91H77L76 93H80V92H78ZM82 91H83V90H82ZM82 91H81V92H82ZM134 91H135V90H134ZM134 91H132V92H134ZM152 91H153V90H152ZM168 91H169V89H168ZM177 91H181V90H179V88H178V90H176L175 92H177ZM243 91H245V90H243ZM63 92H65V91H63ZM93 92H94V91H93ZM130 92H131V90H130ZM171 92H172V90H171ZM173 92H174V90H173ZM175 92H174V93H170V94H176ZM190 92H191V93H190ZM204 92H205V90H204ZM208 92H209V91H208ZM210 92H211V91H210ZM215 92H216V91H215ZM240 92H242V91H240ZM240 92H239V93H240ZM246 92H248V90H247ZM251 92H252V90H251ZM258 92H259V91H258ZM65 93H66V94H67V93L69 94V90H68V92H65ZM141 93H142V92H141ZM168 93H169V92H168ZM168 93L166 92V95H167ZM177 93H178V92H177ZM183 93H184V91H183ZM216 93H217V92H216ZM244 93H245V92H244ZM244 93H242V94H244ZM260 93H261V91H260ZM263 93H264V92H263ZM70 94H71V93H70ZM70 94H69V95H70ZM133 94H134V96H135L136 99H139V98H140L141 101L143 100V98L141 99V96H140L141 94H140V93H138V96H137L138 98L136 97L137 91H136V94H135V93H133ZM178 94H180V93H178ZM242 94L240 93V94H239V98H237V99H240V97H242V96H241ZM69 95H68V96H69ZM76 95H77V94H76ZM78 95H79V94H78ZM88 95H89V94H88ZM158 95H159V94H158ZM205 95H206V96H205ZM205 95H204V96H205L206 98H205V97L203 98L204 101H205V100H208V93H206ZM211 95H214V94H211ZM211 95H210V96H211ZM227 95H228V96L230 95V98L226 97ZM245 95H246V93H245ZM259 95H260V94H259ZM109 96H110V95H109ZM109 96H108V98H109ZM111 96H112V95H111ZM129 96H130V95H129ZM134 96H133V97H134ZM144 96H145V95H144ZM144 96H143V97H144ZM161 96H162V95H161ZM161 96H159V97H161ZM168 96H169V95H168ZM176 96H178V95L176 94ZM210 96H209V100H211V99H210V98H211ZM254 96H255V95H254ZM64 97H65V95H64ZM69 97H71V95H70ZM78 97H79V96H78ZM95 97H96V96H95ZM100 97L102 98L103 96H100ZM157 97H158V96H157ZM164 97H165V95H164ZM164 97H163V99H164ZM202 97H203V96H202ZM234 97H235V98H234ZM92 98H94V97H91V99H92ZM101 98H100V99H101ZM103 98H105V96H104ZM106 98H107V97H106ZM110 98H111V97H110ZM114 98H115V97H114ZM116 98L118 99V97H116ZM120 98H121V97H120ZM245 98H246V97H245ZM259 98H260V97H259ZM111 99L113 100V97H112ZM117 99H114V100H117ZM154 99H155V98H154ZM170 99H171V98H170ZM175 99H177V98H175ZM247 99H248V98H247ZM247 99H245V100H247ZM255 99H256V97H255ZM255 99H254V100H255ZM263 99H264V97H263ZM66 100H67V98H66ZM78 100H79V99H77V101H78ZM112 100H111V102H113ZM152 100H153V97H152ZM179 100H181V99H179ZM199 100H200V101H199ZM234 100H235L236 103L234 102ZM241 100H242V99H241ZM254 100H253V101H254ZM261 100H262V99H261ZM261 100H260V101H261ZM105 101H106V100H105ZM137 101H138V100H137ZM144 101H145V100H144ZM204 101H203V102H204ZM255 101H256V100H255ZM257 101H258V100H257ZM262 101H263V100H262ZM52 102H53V101H52ZM70 102H71V101H70ZM81 102H82V101H81ZM142 102H143V101H142ZM159 102H160V101H159ZM171 102H172V101H171ZM177 102H178V101H177ZM205 102H206V101H205ZM209 102H210V103H209ZM243 102H244V101H243ZM245 102H246V101H245ZM245 102H244V103H245ZM109 103H110V102H109ZM114 103H115V102H114ZM138 103H139V101H138ZM144 103H145V102H144ZM190 103H192V102H190ZM255 103H256V102H255ZM259 103H261V102H259ZM259 103L257 102L256 104H259ZM111 104H112V103H111ZM154 104H155V103H154ZM160 104H161V103H160ZM163 104H164V102H163ZM240 104H242V101L240 102ZM245 104H246V103H245ZM82 105L84 106L85 104L82 103ZM93 105H94V104H93ZM112 105H113V104H112ZM112 105H111V106H112ZM116 105H117V103H116ZM135 105H137V104H135ZM140 105H142V104H140ZM144 105H145V104H144ZM161 105H162V104H161ZM168 105H169V104H168ZM171 105H172V103H171ZM171 105H170V107H171ZM173 105H174V104H173ZM178 105H180V104H177V106H178ZM197 105H199V106H197ZM90 106H91V105H90ZM117 106H118V105H117ZM121 106H122V105H121ZM121 106L119 105L118 107H121ZM145 106H146V105H145ZM200 106H201V107H200ZM236 106H237V105H236ZM248 106H249V105H248ZM115 107H116V106H115ZM115 107H114V108H115ZM136 107H137V106H136ZM136 107H135V108H136ZM154 107H155V106H154ZM161 107H162V106H161ZM163 107H164V105H163ZM166 107H167V105H166ZM186 107H187V106H186ZM233 107H235V105H234ZM240 107H241V106H239V107H237V108H240ZM52 108H53V107H52ZM79 108H80V107H79ZM84 108H85V107H84ZM105 108H106V107H105ZM109 108H111V107H109ZM116 108H117V107H116ZM116 108H115V109H116ZM140 108H141V107H140ZM159 108H160V107H159ZM174 108H175V107H174ZM183 108H185V107H183ZM235 108H236V107H235ZM237 108H236V109H237ZM81 109H82V108H81ZM119 109H120V108H119ZM142 109H143V108H142ZM144 109H145V108H144ZM157 109H158V108H157ZM168 109H169V108H168ZM171 109H172V107H171ZM181 109H182V108H181ZM189 109H190V108H189ZM201 109H202V110H201ZM229 109H230V110H229ZM100 110H101V109H100ZM111 110H112V109H111ZM111 110H110V111H111ZM120 110H121V109H120ZM120 110H119V111H120ZM132 110H133V109H132ZM159 110H160V109H159ZM233 110H234V108H233ZM252 110H253V109H252ZM252 110H250V111H252ZM84 111H85V109H84ZM96 111H97V110H96ZM105 111H106V109H105ZM108 111H109V109H108ZM108 111H107V112H108ZM113 111H114V109L112 110L111 113H113V114L115 115V113H114ZM119 111H117V113H119ZM123 111H124V110H123ZM144 111H145V110H144ZM176 111H177V110H176ZM188 111H189V110H188ZM231 111H232V110H231ZM234 111H235V110H234ZM236 111L239 112V110H236ZM247 111H248V109H247ZM52 112H53V111H52ZM88 112H89V111H88ZM99 112H101V111H99ZM115 112H116V111H115ZM124 112H126V111H124ZM137 112H138V109H137ZM161 112H162V111H161ZM161 112H159V113H161ZM170 112H171V111H170ZM241 112H243V113L246 112V109H244V110L242 109V111L240 110V113H241ZM94 113H95V112H94ZM117 113H116V114H117ZM131 113H132V112H131ZM176 113H177V112H176ZM182 113H183V112H182ZM184 113H185V112H184ZM187 113H188V112H186V114H187ZM191 113H192V112H191ZM206 113H207L208 115H206ZM243 113H241V114H243ZM248 113H249V112H248ZM248 113H247V114H248ZM254 113H255V112H254ZM257 113H259V112L257 111ZM96 114H97V113H96ZM107 114H110V113L108 112ZM139 114H140V113H139ZM178 114H179V113H178ZM178 114H177V115H178ZM186 114H185V115H186ZM189 114H190V112H189ZM192 114H193V113H192ZM199 114H198V115H199ZM241 114H240V115H241ZM91 115H92V114H91ZM111 115H112V114H111ZM123 115H124V113H123ZM160 115H162L161 117H163L164 114L162 113V114H160ZM182 115H183V114H182ZM224 115H222V117L226 118V116H224ZM231 115L233 116L232 113H231ZM231 115H230V116H231ZM263 115H264V114H263ZM105 116H107V115H105ZM116 116H118V115H116ZM119 116H120V115H119ZM125 116H126V115H125ZM164 116H166V114H165ZM173 116H174V115H173ZM201 116H202V115H201ZM94 117H95V116H94ZM100 117H101V116H100ZM100 117H99V118H100ZM102 117H103V116H102ZM108 117H109V116H108ZM129 117H130V116H129ZM161 117H160V118H161ZM176 117H178V116H176ZM180 117H181V116H180ZM187 117H188V116H187ZM187 117H186V118H187ZM190 117H191V116H190ZM237 117H240V116H237ZM90 118H91V117H90ZM90 118H89L88 120H90ZM96 118H97V117H96ZM103 118H105V117H103ZM110 118H111V117H110ZM119 118H120V117H119ZM123 118H124V117H123ZM126 118H127V117H126ZM157 118H158V117H157ZM157 118H156V119H157ZM160 118H159V119H160ZM171 118H173V117H171ZM171 118H170V119H171ZM199 118H200V116H199ZM199 118L197 119V121L199 120ZM206 118H205V120L203 119V117L200 118V119H203L204 121H206ZM211 118H210V119H211ZM260 118H261V116H260ZM84 119H85V118H84ZM145 119H146V117H145ZM147 119H148V118H147ZM151 119H152V118H151ZM168 119H169V116H168ZM176 119H177V118H176ZM183 119H184V118H183ZM221 119H223V118H221ZM232 119H234V118H232ZM255 119H256V118H255ZM91 120H92V119H91ZM100 120H101V118H100ZM107 120H108V119H107ZM114 120H115V119H114ZM116 120H118V119H116ZM116 120H115V121H116ZM125 120H126V119H125ZM127 120H128V119H127ZM153 120H154V119H153ZM173 120H174V119H173ZM186 120H188V119H186ZM189 120H190V119H189ZM192 120H193V119H192ZM213 120H212V121H213ZM252 120H254V119L252 118L251 121H252ZM115 121H114V122H115ZM120 121H121V120H120ZM169 121H170V120H169ZM169 121H168V122H169ZM171 121H172V120H171ZM171 121H170V122H171ZM177 121H178V120H177ZM190 121H191V120H190ZM199 121H200V120H199ZM201 121H202V120H201ZM204 121H202V123H203ZM219 121H222V122H223V120H219ZM224 121H226V120H224ZM249 121H250V119H249ZM108 122H109V121H108ZM110 122H111V121H110ZM110 122H109V124H110ZM112 122H113V121H112ZM182 122H183V121H182ZM192 122H193V121H192ZM208 122H210V121H208ZM222 122H218V123H221V124H222ZM229 122H230V121H229ZM262 122H263V121H262ZM86 123H87V122H86ZM98 123H99V122H98ZM98 123L96 122V124H98ZM120 123H121V122H120ZM171 123H172V122H171ZM171 123H170V124H171ZM174 123H175V122H174ZM180 123H181V122H180ZM194 123H196V122H194ZM202 123H201V126H202ZM206 123H207V122H206ZM206 123L204 122V124L207 125L208 128H211V127L214 126L213 123H212L213 126H212L211 124H206ZM216 123H217V122H216ZM218 123H217V124H218ZM224 123H225V122H224ZM224 123H223V124H224ZM231 123H232V121H231ZM170 124H169V125H170ZM176 124H177V123H176ZM191 124H192V123H191ZM217 124H216V125H217ZM225 124H227V122H226ZM225 124H224V126H225ZM249 124H250V123H249ZM106 125H108V124H106ZM110 125H111V124H110ZM115 125H116V124H115ZM181 125H183V124H181ZM181 125H180V126H181ZM187 125H188V124H187ZM193 125H194V124H193ZM196 125H197V123H196ZM198 125H199V124H198ZM205 125H204V126H205ZM209 125H210L211 127H210ZM261 125H262V124H261ZM96 126H97V125H96ZM180 126H179V127H180ZM201 126L199 125V127H201ZM222 126H223V125H222ZM94 127H95V126H94ZM98 127H99V125H98ZM165 127H166V126H165ZM168 127H169V126H168ZM171 127H173V126H171ZM186 127H187V126H186ZM199 127H198V128H199ZM202 127H203V126H202ZM225 127H226V126H225ZM227 127H228V126H227ZM244 127H245V126H244ZM96 128H97V127H96ZM100 128H101V127H100ZM110 128H111V127H110ZM183 128H184V127H183ZM188 128H189V127H188ZM195 128H196V126H195ZM198 128H197V129H198ZM204 128H206V127H203V129H204ZM208 128H207V129H208ZM221 128L224 129V127H221V126H220V129H221ZM92 129H93V128H92ZM94 129H95V128H94ZM140 129H141V127H140ZM145 129H146V128H145ZM164 129H165V128H164ZM164 129H163V130H164ZM218 129H219V128H218ZM243 129H244V128H243ZM97 130H98V129H97ZM101 130H102V128H101ZM103 130H104V129H103ZM105 130H106V129H105ZM135 130H136V129H135ZM183 130H185V129H183ZM191 130H192V129H191ZM211 130H212V128H211ZM224 130H225V129H224ZM236 130H237V129H236ZM112 131H113V130H112ZM112 131H111V132H112ZM164 131H165V130H164ZM188 131H189V130H188ZM198 131H199V130H198ZM200 131H201V130H200ZM214 131H215V130H214ZM233 131H234V130H233ZM233 131H232V133H233ZM237 131H239V130H237ZM237 131H235V132H237ZM111 132H110L109 134H111ZM144 132H146V131L144 130ZM147 132H148V131H147ZM183 132H186V131H183ZM183 132H182V133H183ZM193 132H194V131H193ZM202 132H203V131H202ZM217 132H218V131H217ZM223 132H225V131H223ZM94 133H95V132H94ZM97 133H98V132H97ZM104 133H106V132H104ZM198 133H199V132H197V134H198ZM240 133H241V132H240ZM240 133H237L236 135H238V134H240ZM134 134H135V133H134ZM138 134H139V133H138ZM170 134H172V132H171ZM191 134H192V133H191ZM210 134H211V133H210ZM233 134H234V133H233ZM51 135H52V134H51ZM53 135H54V134H53ZM106 135H107V134H106ZM145 135H147V134H145ZM167 135H168V134H167ZM188 135H189V134H188ZM203 135H204V133H203ZM221 135H224V133L221 134ZM236 135H235V136H236ZM99 136H100V135H99ZM102 136H103V135H102ZM142 136H143V135H142ZM163 136H164V135H163ZM165 137L168 138L167 136H165ZM190 137H191V136H190ZM195 137H196V136H195ZM220 137H221V136H220ZM104 138H105V137H104ZM108 138H109V137H108ZM139 138L141 139V137H139ZM183 138H184V137H183ZM185 138H186V137H185ZM216 138H217V137H216ZM222 138H223V136H222ZM145 139H146V141H147V138H145ZM151 139H152V138H151ZM196 139H197V138H196ZM198 139L201 140V138H198ZM207 139H208V138H207ZM218 139H219V138H218ZM134 140H136V139H134ZM142 140H144V139L142 138ZM142 140H141V141H142ZM149 140H150V137H149ZM193 140H194V139H193ZM97 141H98V140H97ZM100 141H101V140H100ZM100 141H99V142H100ZM108 141H110V139H109ZM150 141H151V140H150ZM167 141H169V139H168ZM173 141H176V140H173ZM194 141H195V140H194ZM208 141H209V140H208ZM222 141H223V140H222ZM52 142H53V141H52ZM104 142H105V141L103 140V143H104ZM106 142H107V141H106ZM135 142H136V141H135ZM137 142H138V140H137ZM139 142H140V140H139ZM139 142H138L137 144H139ZM143 142H144V141H143ZM147 142H148V141H147ZM154 142H155V141H154ZM179 142H180V140H179ZM182 142H183V141H182ZM218 142L221 143L220 141H218ZM110 143H111V142H110ZM175 143H177V142H175ZM175 143H174V144H175ZM183 143H184V142H183ZM190 143H192L191 140H190ZM194 143H195V142H194ZM206 143H207V142H206ZM208 143H209V142H208ZM51 144H52V143H51ZM135 144H136V143H135ZM140 144H141V143H140ZM151 144H152V143H151ZM166 144H167V143H166ZM192 144H193V143H192ZM195 144H197V141H196ZM198 144H199V143H198ZM202 144H203V143H202ZM132 145H133V144H132ZM148 145H149V144H148ZM153 145H154V144H153ZM203 145L206 146L205 144H203ZM217 145H218V144H217ZM53 146H54V145H53ZM56 146H57V145H56ZM99 146H100V145H98V149H99ZM133 146H134V145H133ZM160 146H161V145H160ZM189 146H190V145H189ZM218 146H219V145H218ZM100 147H101V146H100ZM103 147H104V146H103ZM108 147H109V146H108ZM199 147H200V146H199ZM207 147H208V146H207ZM214 147H216V146H214ZM220 147H221V146H220ZM52 148H54V147H52ZM133 148H134V147H133ZM136 148H138V147H136ZM136 148H135V149H136ZM179 148H180V147H179ZM179 148H178V149H179ZM188 148H189V147H188ZM191 148H192V147H191ZM203 148H204V147H203ZM203 148H202V149H203ZM100 149H101V148H100ZM181 149H182V148H181ZM217 149H218V148H217ZM52 150H53V149H52ZM54 150H55V149H54ZM67 150H68V149H67ZM102 150H103V149H102ZM104 150H105V149H104ZM104 150H103V151H104ZM132 150H133V149H132ZM138 150H139V149H138ZM138 150H137V151H138ZM156 150H157V149H156ZM183 150H185V149H183ZM64 151H65V150H64ZM103 151H102V152H103ZM151 151H153V150H151ZM106 152H107V151H106ZM106 152H105V153H106ZM108 152H109V151H108ZM108 152H107V153H108ZM111 152H112V151H111ZM160 152H162V150H161ZM165 152H166V151H165ZM168 152H169V151H168ZM168 152H167V153H168ZM257 152H258V151H257ZM69 153H70V150H69ZM77 153H78V152H77ZM107 153H106V154H107ZM144 153H145V152H144ZM53 154H54V152H53ZM66 154H67V153H66ZM103 154H104V153H103ZM111 154H112V153H111ZM147 154H148V153H147ZM160 154H162V153H160ZM165 154H166V153H165ZM165 154H164V155H165ZM188 154H190V152H188ZM54 155H55V154H54ZM77 155L80 156V154H77ZM137 155H138V154H137ZM139 155H140V154H139ZM164 155H163V156H164ZM186 155H187V154H186ZM57 156H58V155H57ZM59 156H61V155L59 154ZM65 156H66V155H65ZM70 156H71V155H70ZM103 156H104V155H103ZM131 156H132V155H131ZM154 156H155V155H154ZM156 156H157V155H156ZM159 156H160V155H159ZM159 156H158L157 158H159ZM161 156H162V155H161ZM49 157H50V156H49ZM51 157H52V156H51ZM108 157H109V156H108ZM111 157H112V156H111ZM115 157H116V156H115ZM147 157L149 158V155H148ZM184 157H185V156H184ZM130 158H131V157H130ZM154 158H155V157H154ZM157 158H156V159H157ZM160 158H161V157H160ZM160 158H159V159H160ZM167 158H168V157H167ZM170 158H171V156H170ZM56 159H57V158H56ZM134 159H135V158H132L133 161H134ZM171 159H172V158H171ZM61 160H62V159H61ZM116 160H117V159H116ZM118 160H120V158H119ZM122 160H123V159H122ZM122 160H121V161H122ZM153 160H154V159H153ZM153 160H152V161H153ZM157 160H158V159H157ZM168 160H169V159H168ZM207 160H208V159H207ZM69 161H70V160H69ZM72 161H73V160H72ZM127 161H128V159H127ZM154 161H156V160H154ZM154 161H153V163L156 164V166H157V162H159V161H157V162H154ZM166 161H167V160H166ZM169 161H172V160H169ZM205 161H206V160H205ZM76 162H77V161H76ZM122 162H123V161H122ZM128 162H129V161H128ZM172 162H173V161H172ZM198 162H199V161H198ZM54 163H55V162H54ZM78 163H79V162H78ZM129 163H130V162H129ZM166 163H167V162H166ZM193 163H194V162H193ZM59 164H60V163H59ZM135 164H137V163L135 162ZM138 164H139V163H138ZM160 164L163 165V163H160ZM188 164H189V163H188ZM190 164H192V163L190 162ZM202 164H203V163H202ZM207 164H208V163H207ZM73 165H74V164H73ZM126 165H127V164H126ZM126 165H125V166H126ZM165 165H166V164H165ZM167 165H168V164H167ZM185 165H187V164H185ZM193 165H195V164H193ZM62 166H63V164H62ZM135 166H136V165H135ZM151 166H153V165H151ZM154 166H155V165H154ZM154 166H153V167H154ZM160 166H161V165H160ZM168 166H169V165H168ZM64 167H65V166H64ZM64 167H63V168H64ZM66 167H67V165H66ZM74 167H76V165H75ZM128 167H129V166H128ZM153 167H152V168H153ZM157 167L160 168L159 166H157ZM161 167H162V166H161ZM201 167H202V166H201ZM110 168H111V167H110ZM154 168H155V167H154ZM158 168H157L156 170H158ZM163 168H164V167H162V169H163ZM166 168H167V167H166ZM169 168H170V167H169ZM169 168H167V169H168L167 171H170V170H171V169L169 170ZM174 168H175V167H174ZM174 168H173V171H174ZM65 169H66V168H65ZM68 170H69V169H68ZM73 170H74V169H73ZM150 170H151V169H150ZM179 170H180V169H179ZM182 170H183V169H182ZM103 171H104V170H103ZM113 171H114V170H113ZM140 171H141V170H140ZM160 171H162V170H159V173H160ZM171 171H172V170H171ZM171 171H170V172H171ZM64 172H66V171H64ZM64 172H63V175H66V174H64ZM69 172H70V171H69ZM133 172H135V171H133ZM136 172H137V171H136ZM138 172H139V171H138ZM142 172H143V171H142ZM157 172H158V171H157ZM165 172H166V171H165ZM170 172H169V173H170ZM181 172H182V171H181ZM118 173H119V172H118ZM129 173H130V172H129ZM171 173H172V172H171ZM177 173H178V172H177ZM182 173H183V172H182ZM182 173H180V174H182ZM104 174H105V172H104ZM123 174H124V173H123ZM173 174H174V173H173ZM175 174H176V173H175ZM178 174H179V173H178ZM186 174H187V173H186ZM69 175H70V174H69ZM100 175H101V173H100ZM105 175H106V174H105ZM114 175L116 176L115 173H114ZM120 175H122V174H120ZM180 176H181V175H180ZM182 176H183V175H182ZM187 176H188V174H187ZM73 177H74V175H73ZM109 177H110V176H109ZM173 177H174V175H173ZM177 177H178V175H177ZM183 177H184V176H183ZM179 178H182V177H179ZM184 178H185V177H184ZM68 180H69V179H68ZM105 180H106V179H105ZM114 180H115V179H114ZM166 181H167V180H166ZM170 181H171V180H169V182H170ZM173 181H174V180H173ZM167 182H168V181H167ZM151 187H152V186H151ZM151 187H150V188H151ZM143 188H144V187H143ZM146 189H147V188H146ZM147 192H149V191H147ZM149 194H150V193H149ZM151 194H152V193H151ZM151 194H150V195H151ZM189 195H190V194H189ZM158 196H159V195H158ZM167 196H169V195H167ZM170 196H171V195H170ZM152 197H153V196H152ZM174 197H175V196H174ZM160 198H164V197H162V195H161ZM169 198H170V197H169ZM152 199H153V198H152ZM150 200H151V198H150ZM158 200H159V199H158ZM158 200H157V201H158ZM176 200H177V199H176ZM146 201H147V200H146ZM152 201H154V200H152ZM167 201H168V200H167ZM136 202H137V201H136ZM147 202H148V201H147ZM161 202H162V201H161ZM176 202H177V201H176ZM140 203H141V202H140ZM169 203H170V202H169ZM182 203H183V202H182ZM153 204H155V203H152V205H153ZM157 204H158V203H156L155 205L157 206ZM184 204H185V203H184ZM172 205H175V202H173ZM141 206H142V205H141ZM146 206H147V205H146ZM159 206H160V205H159ZM159 206H158V207H159ZM178 206H179V205H178ZM147 207H148V206H147ZM147 207H146L144 210H146ZM163 207H164V206H163ZM170 207H171V206H170ZM156 208H157V207H155V209H156ZM167 208H168V206H167ZM183 208H184V205H183ZM157 209H158V208H157ZM159 209H160V208H159ZM160 210H161V209H160ZM157 211H158V210H157ZM212 211H213V210H212ZM150 212H151V211H150ZM152 212H153V211H152ZM214 212L216 213V211H214ZM153 213L155 214V212H153ZM209 213H210V212H209ZM218 213H219V212H217L216 214H218ZM150 214H151V213H150ZM158 215H159V214H158ZM160 215H161V214H160ZM151 216H152V215H150V217H151ZM208 216H209V215H208ZM211 216H212V213H211ZM216 216H219V215H216ZM144 217H145V216H144ZM144 217H143V218H144ZM155 217H159V216H156V215H155ZM161 217H162V216H161ZM146 218H147V217H146ZM146 218H145V219H146ZM152 218H153V217H152ZM202 218H203V217H202ZM205 218H206V217H205ZM209 218H210V217H209ZM209 218H208V219H209ZM147 219H148V218H147ZM213 219H214V222H215V218H213ZM160 220H161V222H162V219H160ZM163 220H164V219H163ZM146 221H148V220H146ZM208 221H209V220H208ZM151 222H152V221H151ZM214 222H213V223H214ZM205 223H206V222H205ZM205 223H204V224H205ZM207 223H208V222H207ZM215 223H216V222H215ZM218 223H219V222H218ZM218 223H217V224H218ZM226 223H227V222H226ZM153 224L155 225V223H153ZM162 224H163V223H162ZM222 224H223V223H222ZM222 224H220V225L222 226ZM229 224H230V223H229ZM206 225H207V224H206ZM215 225H216V224H215ZM218 225H219V224H218ZM226 225H227V224H226ZM208 226H209V225H208ZM213 226H214V225H213ZM230 226H231V224H230ZM204 227L207 228L205 225H204ZM224 227H225V226H224ZM228 227H229V226H228ZM235 227H236V226H235ZM7 228H8V227H6V229H7ZM202 228H203V227H202ZM209 228H210V227H209ZM211 228H212V227H211ZM211 228H210V229H211ZM216 228H217V227H216ZM229 228H230V227H229ZM157 229H158V228H157ZM195 229H196V228H195ZM7 230H8V229H7ZM7 230H5V231H7ZM159 230H160V229H159ZM159 230H158V231H159ZM228 230H229V229H228ZM153 231H154V229H153ZM220 231H221V230H220ZM230 231H231V230H230ZM232 231H233V230H232ZM10 232H11V230L9 231V233H10ZM154 232H155V231H154ZM216 232H217V231H216ZM221 232H222V231H221ZM221 232H220V233H221ZM7 233H8V232H7ZM157 233H158V232H157ZM213 233H214V232H213ZM222 233H223V232H222ZM0 234H1V232H0ZM2 234H4V232H3ZM10 234H11V233H10ZM10 234H8V235H9V237H8L9 239H10V237H11ZM155 234H156V233H155ZM215 234H216V233H215ZM223 234H224V233H223ZM8 235H7V236H8ZM156 235H157V234H156ZM158 235H159V234H158ZM3 236H4V235H3ZM12 236H13V235H12ZM130 236H131V235H130ZM130 236H129V237H130ZM137 236H138V235H137ZM140 236H141V235H140ZM162 236H163V235H162ZM162 236L160 235V237H162ZM164 236H165V235H164ZM5 237H6V235L4 236V238H5ZM135 237H136V236H135ZM153 237H154V236H153ZM155 237H156V236H155ZM5 239H6V238H5ZM133 239H135V238H133ZM133 239H132V240H133ZM132 240H130V241H132ZM136 240H137V239H136ZM141 240H142V239H141ZM154 240H155V238H154ZM154 240H152V241H154ZM7 241H8V239H7ZM10 241H11V240H10ZM112 241H114V240H111V242H112ZM133 241H134V240H133ZM142 241H143V240H142ZM142 241H141V242H142ZM155 241H156V240H155ZM157 241H158V240H157ZM93 242L96 243L95 241H93ZM127 242H128V241H127ZM141 242H140V243H141ZM8 243H9V242H7L6 244H8ZM88 243H89V242H88ZM94 243H89V244L92 245V248H93V244H94ZM130 243L132 244V242H130ZM130 243H129V246H130ZM151 243H152V242H151ZM153 243H154V242H153ZM6 244H4V245L6 246ZM20 244H21V243H20ZM89 244H88V246H89ZM110 244H111V243H110ZM110 244H109V245H110ZM116 244H118V243H116ZM10 245H12V244H9V245H8L9 247L7 246V248H11V249H13V250L15 251V249L13 248V246H10ZM91 245H90V246H91ZM95 245H97V244H95ZM95 245H94V246H95ZM103 245H104V244H103ZM103 245H102V247H103ZM119 245H120V244H119ZM125 245H126V244H125ZM125 245H124V246H125ZM132 245H133V244H132ZM138 245H139V244H138ZM150 245H151V244H150ZM86 246H87V244H86ZM90 246H89V248H90ZM111 246H112V244H111ZM115 246H116V245H115ZM124 246H123V247H124ZM127 246H128V244H127ZM83 247H84V246H83ZM104 247H106V246L104 245ZM119 247H120V246H119ZM119 247H118V248H119ZM130 247H131V250H132V248H133L134 246H133V247L130 246ZM130 247H129V248H130ZM137 247L139 248V246H137ZM140 247H141V246H140ZM146 247H147V246H146ZM148 247H149V245H148ZM150 247H151V246H150ZM154 247H155V246H154ZM154 247H153V248H154ZM84 248L86 249V247H84ZM94 248H95V247H94ZM94 248H93V249H94ZM100 248H101V246H100ZM109 248H114V247H110V246H109ZM155 248H156V247H155ZM96 249H97L96 251H98V248H96ZM104 249H105V250H104ZM104 249H103L102 251H106V250L108 249V246H107V249H106V248H104ZM114 249H115V248H114ZM86 250H87V249H86ZM88 250H89V249H88ZM88 250H87V251H88ZM91 250H92V249H91ZM94 250H95V249H94ZM94 250H93V251H94ZM108 250H109V249H108ZM112 250H113V249H112ZM112 250H111V251H112ZM131 250H130V252H131ZM11 251H12V250H11ZM93 251H92V252H93ZM109 251H110V250H109ZM119 251L121 252V249H120ZM119 251H118V252H119ZM128 251H129V250H128ZM132 251H134V250H132ZM137 251H138V250H137ZM140 251H142V250H140ZM144 251H145V250H143L142 252H144ZM153 251H154V250H153ZM94 252H95V251H94ZM154 252H155V251H154ZM154 252H152V253H154ZM147 253H148V252H147ZM147 253H146V254H147ZM150 253H151V252H150ZM129 254H130V253H129ZM131 255H132V254H131ZM152 255H153V254H152ZM152 255H151V256H152ZM164 255H165V254H164ZM181 255H182V254H181ZM87 256H88V255H87ZM127 256H128V255H127ZM153 256H154V255H153ZM153 256H152V257H153ZM169 256H170V255H169ZM167 257H168V256H167ZM129 258H130V257H129ZM129 258H127V259H129ZM131 258H132V257H131ZM131 258H130V259H131ZM134 258H136V257H134ZM169 258H170V257H168V259H169ZM172 258H173V257H172ZM181 258H182V257H181ZM87 259H88V258H87ZM130 259H129V260H130ZM139 259H140V258H139ZM145 260H146V259H145ZM166 260H167V259H166ZM173 260H174V259H173ZM182 260H183V259H182ZM196 260H197V259H196ZM208 260H209V259H208ZM208 260H207V261H208ZM216 260H217V259H216ZM131 261H132V260H131ZM169 261H170V260H169ZM190 261H191V260H190ZM200 261H201V260H200ZM203 261H204V260H203ZM203 261H202V262H203ZM132 262H133V261H132ZM158 262H159V261H158ZM188 262H189V261H188ZM202 262H201V263H202ZM205 262H206V261H205ZM106 263H107V262H106ZM128 263H129V262H128ZM136 263H137V262H136ZM156 263H157V262H156ZM160 263H161V262H159V264H160ZM172 263H174V262H172ZM177 263H178V262H177ZM189 263H190V262H189ZM132 264H134V263H132ZM139 264H144V263H142V262L140 263V262H139ZM146 264H147V262H146ZM148 264H149V263H148ZM175 264H176V263H175ZM205 264H209V263H205Z\"/></svg>", "mask_w": 264, "mask_h": 264}]
</instances>
